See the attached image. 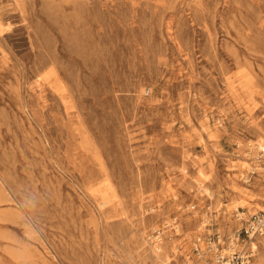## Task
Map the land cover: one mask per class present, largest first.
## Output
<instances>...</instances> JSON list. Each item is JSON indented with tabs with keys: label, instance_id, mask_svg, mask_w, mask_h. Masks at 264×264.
<instances>
[{
	"label": "rangeland",
	"instance_id": "374dc122",
	"mask_svg": "<svg viewBox=\"0 0 264 264\" xmlns=\"http://www.w3.org/2000/svg\"><path fill=\"white\" fill-rule=\"evenodd\" d=\"M261 144L264 0H0V264H180Z\"/></svg>",
	"mask_w": 264,
	"mask_h": 264
},
{
	"label": "built area",
	"instance_id": "2783aa9c",
	"mask_svg": "<svg viewBox=\"0 0 264 264\" xmlns=\"http://www.w3.org/2000/svg\"><path fill=\"white\" fill-rule=\"evenodd\" d=\"M150 88H147L149 92ZM241 226L231 234H224L219 227L211 232L198 234L190 253L180 264H254L255 250L251 245L252 236L264 237V211L251 214ZM162 228L155 229L150 235V245L155 253L162 250Z\"/></svg>",
	"mask_w": 264,
	"mask_h": 264
},
{
	"label": "bare ground",
	"instance_id": "6f19581e",
	"mask_svg": "<svg viewBox=\"0 0 264 264\" xmlns=\"http://www.w3.org/2000/svg\"><path fill=\"white\" fill-rule=\"evenodd\" d=\"M261 151H264V144H261ZM202 186V185H201ZM203 188H205L204 186H203ZM200 189V188H199ZM201 190V189H200ZM205 190H207L206 188H205ZM211 196V195H210ZM257 236V235H256ZM256 236H252V238H251V245H252V247L254 248V250H257L258 249V245L256 244V242L253 240Z\"/></svg>",
	"mask_w": 264,
	"mask_h": 264
}]
</instances>
